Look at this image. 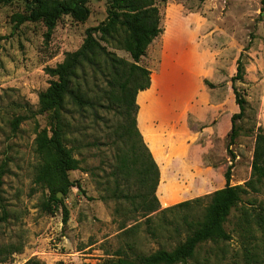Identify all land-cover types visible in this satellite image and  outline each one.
<instances>
[{
  "label": "rangeland",
  "instance_id": "obj_1",
  "mask_svg": "<svg viewBox=\"0 0 264 264\" xmlns=\"http://www.w3.org/2000/svg\"><path fill=\"white\" fill-rule=\"evenodd\" d=\"M88 5L86 21L64 15L47 36L42 22L14 28L12 17L23 10L22 2L0 3V264H76L113 256L118 249L150 253L162 245L172 248L186 234L185 219L201 213L208 194L226 185L229 166L231 185L251 177L258 126L264 129L262 1H158L162 32L140 60L151 70V86L137 96L141 127L161 171L156 191L161 208L197 197L201 203L163 214L156 210L149 224L141 211H131L128 201L113 197L116 186L109 172L121 144L115 129L122 118L104 96L94 109L69 105L67 143L81 159V168L70 171L74 185L68 193L59 192L69 211L67 223L61 203L53 212L46 208L51 192L34 183L39 162L35 137L50 128L51 115L31 112L39 108V93L53 79L47 68L78 49L86 29L106 18V0H89ZM113 50L131 60L127 51ZM238 59L245 74L235 84L248 105L243 118L236 119L238 136L228 151L231 116L239 111L231 86ZM153 111L168 117L169 133H152L147 122ZM24 114L14 130L12 119ZM209 166L216 175L205 173ZM129 185L132 192L140 190L134 178ZM126 187L122 180L120 188ZM259 212H264L263 183L232 208L225 222L231 238L201 244L186 264H264ZM6 246L22 249L3 257Z\"/></svg>",
  "mask_w": 264,
  "mask_h": 264
},
{
  "label": "trees",
  "instance_id": "obj_2",
  "mask_svg": "<svg viewBox=\"0 0 264 264\" xmlns=\"http://www.w3.org/2000/svg\"><path fill=\"white\" fill-rule=\"evenodd\" d=\"M14 1H20L24 5L22 11L13 14L14 28L26 21L42 22L47 27V36L64 15H70L78 22L86 21L90 15L89 0H0V3L11 4ZM106 1V18L96 26L86 29L85 38L78 49L67 52L63 61L55 67L47 68L48 74L53 79L47 88L39 93V108L31 112H49L51 115L50 128L40 129L35 137V151L39 162L36 166L34 183L48 188L51 192L45 202L49 211L53 212L58 203L63 205V222L67 223L69 211L59 198V192L63 195L68 193L70 187L74 185L69 175L70 171L81 168V159L67 143L69 127H71L67 117L68 107L73 105L79 111L94 109L101 103L102 97L106 96L108 105L122 118L115 129L121 144L115 150L109 172L116 186L112 195L118 200L128 201L131 211H141L150 224L153 221V216L150 214L156 210L163 214L180 207L190 209L201 203L202 199L197 197L161 208L156 193L161 177L160 167L137 121L138 93L151 85V70L141 64L140 60L162 32L158 1L167 0ZM261 1L263 11L264 0ZM1 39L0 37V47ZM113 49L127 51L131 60L118 55ZM244 74L245 66L238 59L236 72L231 77V86L239 111L231 116L228 151L238 136L236 119L243 118L248 105L247 99L235 84L236 81H243ZM26 117L25 114L14 117L13 129L16 130ZM231 158H234L233 154ZM251 169L250 179L243 184L231 185L229 166L225 172L226 185L208 194L209 202L201 213L190 220L185 219L186 234L172 248L162 245L150 253L136 250L129 253L118 249L113 256L84 258L75 263L177 264L182 262L186 264L201 244L226 241L231 238L225 222L232 208L242 201L245 194L256 190L259 184H264V129L261 126H258L255 138ZM131 178L139 184V191L130 190ZM122 180L129 189L120 188ZM1 183L0 172V185ZM77 186L79 187V184ZM256 220L263 229L264 212H259ZM148 230L155 234L153 226H149ZM21 249L22 246H14L12 249L6 246L3 257Z\"/></svg>",
  "mask_w": 264,
  "mask_h": 264
},
{
  "label": "crops",
  "instance_id": "obj_3",
  "mask_svg": "<svg viewBox=\"0 0 264 264\" xmlns=\"http://www.w3.org/2000/svg\"><path fill=\"white\" fill-rule=\"evenodd\" d=\"M151 86V85H150ZM149 89V88H148ZM147 90V89H146ZM137 103H139L138 102V100H137ZM139 105V104H138ZM237 109V108H236ZM235 109V111H237ZM153 116L151 115L150 116V119L148 120V122H147V125H148V127L151 129V131H152V133H154V134H158V135H160L159 133L160 132H162L163 130H165L164 131V133H166V132H168L169 133V130H167V118L168 117H164V115H162V118L161 117H157L158 116V113H156L155 111H153ZM140 108H139V111H138V114H137V121H138V126H139V128H140V130H141V132H142V134H143V129H142V127H141V122H140ZM170 117V116H169ZM144 136V135H143ZM145 139V138H144ZM146 141V140H145ZM147 143V142H146ZM148 144V143H147ZM173 161V160H172ZM174 169H176V168H174ZM205 173H207V174H209V175H216L215 174V172L212 170V169H210V166L208 167V170H206L205 171ZM218 175H220V174H218ZM221 179V178H220Z\"/></svg>",
  "mask_w": 264,
  "mask_h": 264
}]
</instances>
